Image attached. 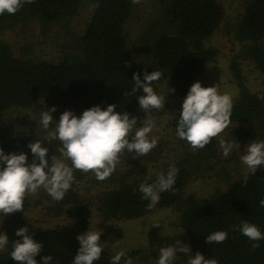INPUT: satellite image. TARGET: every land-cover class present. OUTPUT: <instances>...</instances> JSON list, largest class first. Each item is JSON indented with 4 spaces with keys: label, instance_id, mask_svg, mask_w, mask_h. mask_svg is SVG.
<instances>
[{
    "label": "trees",
    "instance_id": "trees-1",
    "mask_svg": "<svg viewBox=\"0 0 264 264\" xmlns=\"http://www.w3.org/2000/svg\"><path fill=\"white\" fill-rule=\"evenodd\" d=\"M91 17L72 51L57 61L13 55L0 39V172L18 183L34 181L53 160V152L4 119L13 106L43 101L79 105L85 117L81 139L96 153H129L134 143L128 127L139 111L153 106L156 84L167 80L174 92L191 101L172 118L176 135L191 142L195 154L143 183L121 179L103 193L97 210L106 219H134L156 208L180 206L194 264H264V162L234 179L213 196L184 197L185 187L201 161L216 149V108L202 96L199 76L216 50L205 46L218 28L223 8L218 0H161L160 19L144 35L142 60L127 47L124 25L133 0H89ZM80 0H0V29L39 19L56 23L76 14ZM235 36L249 43L248 54L264 76V0H247ZM231 122L252 120L264 132V94L241 88L227 108ZM253 129L235 128L247 142ZM74 192L66 189L61 203L74 202L68 214L82 215ZM24 197L13 200L6 249L0 264H113L101 247L80 242L60 227L42 228L23 222ZM60 211V210H59ZM163 264H174L166 259Z\"/></svg>",
    "mask_w": 264,
    "mask_h": 264
},
{
    "label": "rangeland",
    "instance_id": "rangeland-1",
    "mask_svg": "<svg viewBox=\"0 0 264 264\" xmlns=\"http://www.w3.org/2000/svg\"><path fill=\"white\" fill-rule=\"evenodd\" d=\"M133 1L123 28L126 47L138 58L150 61L143 38L160 19L161 0ZM218 1L223 17L205 41L216 55L198 78L204 102L219 114L216 149L192 174L184 197L204 198L220 193L234 179L264 162V132L256 129L252 120L227 119V108L241 88L264 94V76L248 54L249 43L235 36L247 0ZM90 17L89 0H80L78 11L69 18L46 24L39 19L19 21L0 29V39L16 57L57 61L63 52L73 50L76 37L82 34ZM190 106L191 101L178 96L167 80L156 84L153 106L141 109L128 127L134 143L129 153H96L86 147L81 139L86 121L79 105L39 101L30 107L8 108L4 119L33 142L46 145L53 152V160L30 183L15 182L0 172V255L6 249L12 226L8 217L10 203L24 197L28 206L21 214L23 222L63 228L78 241L106 250L113 264H163L166 259L174 264H194L186 233L180 226L179 205L156 208L134 219H106L97 210L103 193L121 179L143 183L189 161L195 154L194 147L176 135L172 118ZM238 125L253 129L245 143L236 139ZM66 189L75 193L83 207L82 215L68 214L74 202H60Z\"/></svg>",
    "mask_w": 264,
    "mask_h": 264
}]
</instances>
